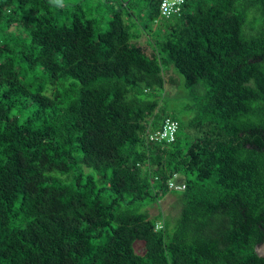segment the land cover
Returning <instances> with one entry per match:
<instances>
[{"label": "trees", "instance_id": "trees-1", "mask_svg": "<svg viewBox=\"0 0 264 264\" xmlns=\"http://www.w3.org/2000/svg\"><path fill=\"white\" fill-rule=\"evenodd\" d=\"M135 1L105 0L104 23L87 0H0V264H264V0H186L169 20L145 0L151 56ZM167 116L176 141L147 143ZM170 193L180 214L152 217Z\"/></svg>", "mask_w": 264, "mask_h": 264}, {"label": "rangeland", "instance_id": "rangeland-1", "mask_svg": "<svg viewBox=\"0 0 264 264\" xmlns=\"http://www.w3.org/2000/svg\"><path fill=\"white\" fill-rule=\"evenodd\" d=\"M53 1L56 2L57 0ZM78 2L79 0H64L63 5L67 6L70 4L68 7L72 8ZM104 3L105 0H87L86 8L89 10L97 8L94 15L102 19L104 23H107L112 18V11L109 8L111 5ZM134 4L137 5V8L134 10V16L132 17L134 26L136 29L145 31V34L139 40V45L144 49L147 55L151 56L154 50L152 40L148 36V33L152 36V38H155L156 34L160 33L158 26L161 21L153 16V10L148 6L145 0H136ZM105 27L106 25H104V28ZM166 79L167 86L164 103L167 104L170 109L182 108L186 106L187 103L190 102V98L187 91L183 87V77L175 73V71H170L168 72ZM88 172L93 173L90 170ZM178 182H185L183 175L179 176ZM148 209L152 217H156L162 212L165 214L167 219L173 221L180 214L181 207L178 201V196L170 193L159 202L149 205ZM135 250L138 254L143 255L145 253V243L137 241L135 243Z\"/></svg>", "mask_w": 264, "mask_h": 264}, {"label": "built area", "instance_id": "built-area-1", "mask_svg": "<svg viewBox=\"0 0 264 264\" xmlns=\"http://www.w3.org/2000/svg\"><path fill=\"white\" fill-rule=\"evenodd\" d=\"M186 0H161V17L164 19H171L176 16H181ZM180 126L177 120L170 116L165 117L159 129L149 127L145 133V138L149 144H164L174 143L179 134ZM179 175L176 174L169 181V189L171 191H184L186 185L178 182Z\"/></svg>", "mask_w": 264, "mask_h": 264}, {"label": "water", "instance_id": "water-1", "mask_svg": "<svg viewBox=\"0 0 264 264\" xmlns=\"http://www.w3.org/2000/svg\"><path fill=\"white\" fill-rule=\"evenodd\" d=\"M256 253L259 255V257L264 258V241L262 244L256 247Z\"/></svg>", "mask_w": 264, "mask_h": 264}]
</instances>
